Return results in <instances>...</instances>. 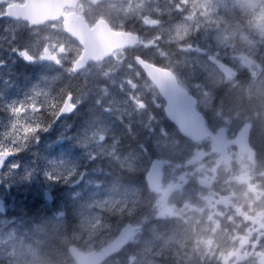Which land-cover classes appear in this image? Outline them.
Returning <instances> with one entry per match:
<instances>
[{
  "label": "rangeland",
  "instance_id": "1",
  "mask_svg": "<svg viewBox=\"0 0 264 264\" xmlns=\"http://www.w3.org/2000/svg\"><path fill=\"white\" fill-rule=\"evenodd\" d=\"M260 2L261 0H196L192 2L193 6H204L206 9L207 22H210L211 25L209 27L213 31V34L207 41H211L223 49L228 48L227 52L229 50L233 51L234 53L231 58L232 64L241 67V64L244 65L246 62L247 67L253 73L257 74V79L247 88L248 95L257 96L264 95V86L261 85L259 80V74L264 73V68L259 65L264 60V50L261 51V45L264 44V12L258 10ZM232 12L241 15L239 23L230 17ZM228 24H234L231 30ZM180 29L179 27V32ZM197 37L199 36L196 34L193 44H197ZM180 39H183L182 34ZM213 48V45H209L207 51L201 49L196 55L195 61L201 70H206L217 79L220 78L217 72H225L230 75L231 73H235L236 69H230V66H227L226 70L221 68L217 69L209 61L204 59L206 53H209ZM235 50L237 56H234ZM208 56L212 58L213 55L208 54ZM247 56L250 58V61H244L248 59ZM241 57L245 59L243 60ZM117 64L118 59H114L112 63H109L110 67L108 68H115ZM105 68L106 66L102 64L100 66H94L86 72V77L92 83L90 91L87 94L92 99L93 106L92 102L86 105L89 109L88 119L86 121L91 123V125L89 129H85L83 123L81 131L84 132L82 133L81 147L83 150L88 149L89 153L92 152L96 155H101L106 150L105 145L108 144V135L114 130L105 119V111L103 112V110H106V116L108 115L110 118L118 110L124 112L128 110L131 113L133 110L137 111L140 109V104L145 102V100L142 95H133L134 91L137 89H140L141 92L151 90V86L146 82L135 84L131 80H128L131 85L127 89L125 88V81L118 80V82L114 80V87L110 85L102 86L105 91L109 92L110 101L106 103L100 102L101 109L95 101L105 96V94H100L98 91V88L101 86V80L104 79L106 74L104 71ZM190 74L193 76L192 73ZM238 100L243 107L242 98H238ZM238 100L227 104L225 118L231 112L234 104L239 103ZM111 101L115 102L118 107L114 106ZM42 120L38 119L37 122ZM137 122L140 123V120ZM231 124L233 122L229 115L227 116L226 124L219 125L218 121L211 123L212 136L222 143V153L219 152L218 148L212 142L206 145H195L191 147L185 143H180L178 140L171 139V135L174 134L173 132L166 133L162 131L161 134H157V139L154 134L152 135L156 142L167 144L172 150L162 158L170 167L165 168L164 184L167 192L156 197L157 201L154 209L162 212V215L171 214L173 211L169 208L170 205L174 202H180V207H184L183 215L191 219L193 228H185L182 231V236H184L188 244L183 245L178 243L176 231L172 232V238L170 239L166 237L157 243H154V241L151 243L145 242L142 253L146 257V260L148 253H150L153 255L151 262L165 264L161 260L169 258V240H172L171 255L176 264H193L194 259L197 260L198 264H259L261 254H264V226L260 225L262 217H259L262 216L264 211V207L261 206L264 203V198L262 197L264 195V192H262L264 191V185L257 182L253 175L246 171L247 168L242 167L240 163L250 158L248 129L240 125L237 130L232 129L230 131ZM235 127L237 126L235 125ZM25 128L22 123H17L15 120L0 123V150L13 148L21 143H27L31 133H25ZM213 128H215V132H213ZM37 135L40 136V142L47 144L50 141L48 138L54 135V132L52 130L47 132L41 130ZM253 141H256L255 133H253ZM179 146L181 148H178ZM115 150H108V152L113 153ZM22 152H15L16 157H20ZM44 154L48 155L51 160V166L48 171L50 176L54 175L67 178L70 174L74 175L75 171L69 166L73 161H57L50 152ZM124 159L129 167L134 166L135 160L138 163L142 162V164L145 161L140 156L133 157L132 153L129 156H125ZM13 165H19V168H13ZM227 167L228 171H224ZM43 176H45V172L40 167L35 172L34 162L26 159H16L0 175V196L6 200L9 207L13 208L22 207L23 202H26L25 196H30L33 199L39 198L46 200L44 195L45 188H50L45 181L47 175L44 179ZM221 176L225 177L226 180L224 181L226 192L214 191L215 183H217ZM91 182L92 179L90 176L85 177L83 174L79 175L75 180H71L73 190L68 193L73 204L84 206V209L88 208L92 212L90 223L85 225V229L90 234L85 237L83 244H81V247L86 250L95 249L104 244L102 237L97 241L94 238L99 231L96 223L98 222V216L96 214L98 206H111L110 210L118 209L119 214L123 215L126 204H128L127 202L133 200V197L129 198L123 194L119 196L117 192L114 195H109L105 189L102 190L98 185L90 186ZM238 182H241L240 186L235 185ZM228 183L232 186L229 187ZM188 184H190V187H187ZM16 190H18L19 195L16 194ZM242 190L251 191L255 196V199L251 201L253 202V208H257L259 213H261L255 214V217H258L257 219L259 220L250 221L253 225H248V227H252L253 232L248 236L244 234L245 230H238V233H243L242 238L238 237L236 230L230 232L231 235L229 238L223 237L220 239L217 236H210V241L203 245V240L209 236V233H206L208 227L205 223H202L205 217L201 214V211H196L195 205H193L194 203L191 200L200 198L201 200H205L207 204L211 200L216 199L214 209L222 215L220 217H225L222 221L223 223L226 219H232V216L230 217L229 215L230 205L234 211L238 209L237 213L239 212L237 206L229 203L230 201H239L243 195ZM183 194L185 196L181 197ZM46 205H51V203H46ZM237 205L240 206L241 203H237ZM44 207L46 206L43 202L39 200L32 201L25 213L34 220L36 217L39 218L38 220H41L46 215ZM212 210L210 208L209 211L211 212ZM12 215L14 216H0V250L4 249V253L7 255L11 253L16 254L17 247L20 249L17 254L22 258L29 246L23 244L25 237L24 230H18L17 228L22 229L25 221L19 217L20 214ZM85 221L86 216H82L66 224L64 229L66 232L72 233L76 227L82 225ZM20 223L23 226H20ZM238 223L240 224L241 221L239 220ZM209 227L213 229L214 225H210ZM215 227L218 230L216 225ZM197 229H200L201 233L206 234L201 237H196ZM10 231H13L14 235H11ZM245 237L252 238L253 246L250 248V256L246 253H239L241 249H245ZM35 239L41 241V244L44 243L42 231L39 230L36 232ZM177 243L178 245H176ZM215 250L217 254L214 253ZM48 252H51L50 249L44 252V254H48ZM51 256L52 253L50 254V260L54 261V258ZM138 260L141 261V258H138ZM168 261L170 264H174L171 259H168Z\"/></svg>",
  "mask_w": 264,
  "mask_h": 264
},
{
  "label": "clouds",
  "instance_id": "2",
  "mask_svg": "<svg viewBox=\"0 0 264 264\" xmlns=\"http://www.w3.org/2000/svg\"><path fill=\"white\" fill-rule=\"evenodd\" d=\"M184 2V0H182ZM179 8L180 5H177ZM258 10L264 12V0H261L258 5ZM205 18L207 14H204ZM70 74H75L74 69H69ZM254 77L257 74H253ZM259 80L262 86H264V73L259 74ZM187 86V85H186ZM195 87V85H192ZM68 100H72V92L68 91ZM79 103V107H85L88 104L87 100L83 102H74V103H64L63 106L57 104L54 108L51 109V119H44L35 124V128H37L36 132L31 133L28 137L27 143L18 144L14 151L19 153L21 151H31L33 147L40 144V136L37 135L41 130L47 132L52 129L53 125L59 121L61 115H71L77 110ZM95 103L99 106L100 101L97 100ZM243 107L241 108L238 119L243 128L248 129L249 138H248V146L250 152V158L241 162V166L245 167L252 173L254 179L259 182L261 185H264V97H257L255 95H245L242 97ZM70 106V107H69ZM140 109L147 112L148 104L147 102H142L140 104ZM48 111V109H45ZM154 132L153 130H150ZM161 131H163L161 129ZM253 133L256 134V141H253ZM135 139V137H133ZM139 147L147 151L144 145L141 143ZM79 164H87L92 163V161L88 160L85 155H81L78 161ZM3 164V160H0V165ZM51 166V160L49 157H41L37 167H40L42 171L45 172V175L48 174V171ZM13 168H19V165H13ZM251 199V198H250ZM264 207V203L261 204ZM65 255L68 258L69 264H74V260L71 257V248H68ZM248 255H251L250 253ZM150 264H156V262H150ZM193 264H198L197 260H193Z\"/></svg>",
  "mask_w": 264,
  "mask_h": 264
},
{
  "label": "water",
  "instance_id": "3",
  "mask_svg": "<svg viewBox=\"0 0 264 264\" xmlns=\"http://www.w3.org/2000/svg\"><path fill=\"white\" fill-rule=\"evenodd\" d=\"M33 3L42 7V13L44 14H50L53 12L51 9V1L48 0H33ZM95 42L91 43L89 41L88 43H84L85 45V51L86 54L82 60H80L78 69L81 67H84L88 56H90V52L93 51L96 47H98V37H94ZM154 76V74L152 75ZM192 108V103H188L187 106L189 107L190 113L182 115L181 113H177L176 111L172 110L173 115L177 121H179L181 127L184 129V131H187L188 135L194 138L195 140H200L204 137V119L199 114H196ZM169 108L172 109V105L170 104ZM185 109L180 108L179 111H182ZM148 182L153 191L159 192L160 186H161V179L162 175L160 173L159 165H153L150 173L148 174ZM1 204V203H0ZM134 229L132 227L125 228L122 233L110 244H108L105 248L102 249L101 253L97 255H92L93 258H86L81 256L76 252V250H72V253L76 256V258L79 260L80 264H97L98 262H101L104 260L107 256L110 254L119 251L123 245L127 243V241L130 238V235Z\"/></svg>",
  "mask_w": 264,
  "mask_h": 264
},
{
  "label": "trees",
  "instance_id": "4",
  "mask_svg": "<svg viewBox=\"0 0 264 264\" xmlns=\"http://www.w3.org/2000/svg\"><path fill=\"white\" fill-rule=\"evenodd\" d=\"M80 87H81V82H77V83H75L74 86L71 87V91H77V90L80 89ZM63 92H65V91H63ZM63 92H62V93H63ZM51 139H52V138H51ZM49 140H50V139H49ZM138 143H139V142H138ZM50 244H51L50 241H45V242L43 243V245L41 246V248L44 250V252H47L48 249H50V251L53 250L54 247H52V246L49 247ZM44 252H43V253H44ZM48 253H50V252H48ZM51 257L54 258L53 255H52Z\"/></svg>",
  "mask_w": 264,
  "mask_h": 264
},
{
  "label": "snow or ice",
  "instance_id": "5",
  "mask_svg": "<svg viewBox=\"0 0 264 264\" xmlns=\"http://www.w3.org/2000/svg\"><path fill=\"white\" fill-rule=\"evenodd\" d=\"M16 111H23V108L18 109ZM36 131H37V128H35V127H26L25 128V133H33V132H36ZM10 154H11L10 151H0V157H5V156H8Z\"/></svg>",
  "mask_w": 264,
  "mask_h": 264
},
{
  "label": "bare ground",
  "instance_id": "6",
  "mask_svg": "<svg viewBox=\"0 0 264 264\" xmlns=\"http://www.w3.org/2000/svg\"><path fill=\"white\" fill-rule=\"evenodd\" d=\"M228 92H229V91H226V95L228 94ZM43 120H44V119H43ZM52 137H53V135H52L50 138H48V139H51ZM24 154H25V153L22 152V153H21V156H23ZM15 156H16V154H15ZM52 172H53V171H52ZM44 208H45V207H44ZM28 212H29V211H28ZM38 215H39V214H38ZM42 215H43V214H42ZM32 217H33V216H32ZM19 219H21V218H19ZM38 219H39V218H38ZM17 224H18V223H17ZM20 226H23V224L20 223ZM75 226H76V225H75ZM44 242H45V241H44ZM42 245H43V244L40 243V246H42Z\"/></svg>",
  "mask_w": 264,
  "mask_h": 264
},
{
  "label": "flooded vegetation",
  "instance_id": "7",
  "mask_svg": "<svg viewBox=\"0 0 264 264\" xmlns=\"http://www.w3.org/2000/svg\"><path fill=\"white\" fill-rule=\"evenodd\" d=\"M90 23H92V20L91 19H88Z\"/></svg>",
  "mask_w": 264,
  "mask_h": 264
}]
</instances>
